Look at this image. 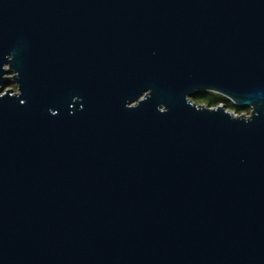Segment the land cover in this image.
Here are the masks:
<instances>
[{"label": "water", "instance_id": "obj_1", "mask_svg": "<svg viewBox=\"0 0 264 264\" xmlns=\"http://www.w3.org/2000/svg\"><path fill=\"white\" fill-rule=\"evenodd\" d=\"M0 264H264V0H0Z\"/></svg>", "mask_w": 264, "mask_h": 264}, {"label": "trees", "instance_id": "obj_2", "mask_svg": "<svg viewBox=\"0 0 264 264\" xmlns=\"http://www.w3.org/2000/svg\"><path fill=\"white\" fill-rule=\"evenodd\" d=\"M192 100L196 103V104H206L209 105L210 107H215L219 104H222L225 106L226 109L236 113V114H248L249 113V109H243L240 108L236 105H234L229 99H227L226 97L217 94V93H209V94H205L203 92H199L197 94H195L192 97Z\"/></svg>", "mask_w": 264, "mask_h": 264}, {"label": "flooded vegetation", "instance_id": "obj_3", "mask_svg": "<svg viewBox=\"0 0 264 264\" xmlns=\"http://www.w3.org/2000/svg\"><path fill=\"white\" fill-rule=\"evenodd\" d=\"M10 88L13 89L14 91L16 90L15 85H11Z\"/></svg>", "mask_w": 264, "mask_h": 264}]
</instances>
